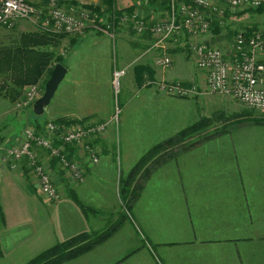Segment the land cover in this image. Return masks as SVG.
Segmentation results:
<instances>
[{
  "label": "crops",
  "instance_id": "0c3cea01",
  "mask_svg": "<svg viewBox=\"0 0 264 264\" xmlns=\"http://www.w3.org/2000/svg\"><path fill=\"white\" fill-rule=\"evenodd\" d=\"M119 5L130 7V1L120 0ZM144 5L139 9L146 16L150 15V21L161 17L163 11L160 8ZM230 18L233 23L239 22L236 16ZM235 29L236 26L233 31ZM90 32L97 33L93 30ZM227 33V28L220 33L211 30L210 34L200 38V42L215 44L228 51L232 40L224 41ZM106 37L110 39L109 35ZM182 40L179 37L178 41L169 42L167 52L172 57V65L167 69L157 64V59L162 56L159 50L150 53L141 64H134L133 67L132 63L129 68L132 48L100 42L99 45L106 51L104 54L83 57L90 62L94 58L99 59L104 66L88 64L86 70H81L86 72L85 76L72 67L74 74L78 72L77 77L72 79L71 85L74 82V87H71L68 96V103L72 107L50 119H58V122L76 120L82 124L104 121L99 117L105 109L103 102L97 103L96 91L89 87L95 84L92 78L96 74L99 79L103 74L102 79L112 80L116 67L112 65L114 60L120 63L121 69L126 68L125 76L130 78V87L125 90L126 98H133L130 101L136 99L142 103L146 97L161 106H188L191 100L170 97L159 93L154 86H144L146 76L153 80L205 83V72L197 68L193 52L179 44ZM139 41L131 45L139 47L148 42L145 37H140ZM113 48H116V53ZM191 60L195 68L190 64ZM81 80L89 81V86L81 83ZM61 95L56 98L57 105L66 101L67 95ZM108 108L111 110V101ZM156 112L160 118L157 129L166 125V129L172 132L176 129L178 115H182L183 120L190 116L175 109ZM170 113L175 116L171 118ZM154 139L150 134L139 141H142L141 155L125 147L124 174L148 150L143 145H152ZM149 140L152 141L148 143ZM113 161L112 155H109V160L101 156L98 164L86 168L85 181L82 183L70 182L58 173L56 181L61 200L54 204L45 198L40 200L32 186L25 185L18 178H24L22 170L16 171L17 174L2 162L0 201L5 226L0 233L3 251L0 264H23L41 251L79 232L103 229L108 223L106 216L92 215L85 218L69 195L76 193L86 204L113 212L111 197L119 188ZM110 162L113 168L109 166ZM13 180L21 184L23 197L9 189ZM3 182H6L5 186ZM118 199L120 206L122 203ZM63 264H264V136H212L195 148L168 159L151 171L141 196L121 229L104 244Z\"/></svg>",
  "mask_w": 264,
  "mask_h": 264
},
{
  "label": "built area",
  "instance_id": "2783aa9c",
  "mask_svg": "<svg viewBox=\"0 0 264 264\" xmlns=\"http://www.w3.org/2000/svg\"><path fill=\"white\" fill-rule=\"evenodd\" d=\"M95 1L92 3L100 0ZM119 1L118 8L134 7L133 12L121 15V26L132 29L141 37L151 35L153 42L149 43L147 51L155 49L162 52L157 59L158 66L167 69L172 65V57L167 52L168 44L182 37L184 41L179 44L193 52L197 68L206 74L202 85L182 80H153L146 76L145 87L154 86L161 94L183 99L210 94L226 95L248 108L264 112V33L259 30L239 32L228 51L215 44L200 42L201 37L210 34L215 19L223 23L221 19L227 11L235 16L241 9L264 5V0H192L190 4L169 0V9L163 11L156 21H150L139 10L140 6L152 0H132L130 7L119 5ZM98 19V15L83 4L70 7L55 4L45 10L28 0H0V26L8 29L14 28L19 20H29L45 32L85 36L87 30H93L114 38V23L106 19L98 23ZM125 74L126 68L115 67L113 70L112 86L116 100L121 94V79ZM40 84L26 85L16 106L33 107L44 93ZM120 111L118 98L115 114L108 120L72 125L50 120L44 123L42 129L28 125L14 145L2 149V162L11 170L19 166L28 167L36 178L39 193L46 200L58 202L61 193L54 179L52 164L55 162L57 172L70 182H84L86 168L79 160L70 157V148L84 146L87 162L98 164L99 153L87 141L105 135L110 126L118 127Z\"/></svg>",
  "mask_w": 264,
  "mask_h": 264
},
{
  "label": "rangeland",
  "instance_id": "374dc122",
  "mask_svg": "<svg viewBox=\"0 0 264 264\" xmlns=\"http://www.w3.org/2000/svg\"><path fill=\"white\" fill-rule=\"evenodd\" d=\"M28 1L35 4L36 6H41L45 10H48L50 7L58 3V0H56V2L55 0H52V1L50 0L46 3H43L42 0H28ZM74 1H75V5H78V4L88 5L92 2H95V0H74ZM130 2H132V0ZM137 5L139 6L140 4H137ZM64 7L66 6L64 5ZM242 10H245V9H241L239 11H242ZM246 17H247L246 20L249 21V24H253V25L255 24V27L261 26L259 29H256V28L255 29L264 33V15L259 16L254 13V14L247 15ZM240 20H243L242 22L245 23V20L243 18H241ZM12 29H14V31H10ZM12 29H8V28H4L0 26V37L2 36L0 38V49L2 51H5V50L9 51L10 48H15V46L18 43L19 34L21 32L42 31L38 25L33 24L29 20L17 21L14 25V28ZM2 33L4 35H2ZM49 33L55 34V35L59 34V33H53V32H49ZM62 34H63V38L60 40L59 45H55V46L52 45V46H49V47L47 46V47L53 53L54 56L63 58L64 65L66 67H69V73L66 75L65 79L60 84L51 102L53 105L49 104V106L46 107V111L43 115L41 116L35 115L33 112V107H25V108L17 107L16 101L14 102L11 101L10 98L6 95V89L0 88V164L2 163V155H3L2 149L6 147L8 144L14 145L17 142L18 138L22 135V132L26 126L34 125V123L36 122L45 123L47 121L52 120L50 119L51 116L55 117L57 113L62 112L67 109H71L72 106L68 103L70 100L68 96L70 95L71 87H74V82H73V85H71L72 79L74 80L77 77V73H78L77 72L74 74L72 71V67H74L73 69L76 71L79 70V72L81 73V76L82 75L85 76L86 72H82L81 70H86L85 67L88 66V64L104 66V63L99 61V59L94 58L90 62V60L88 61L87 58L85 59L83 57V56H88V55L92 57L96 54L106 52L103 46L99 45L100 42L104 44H110V42L111 44L117 43L118 46L122 45L128 49L132 48L133 53L128 52L130 55L129 68L132 67V63H133V67L137 64H141L142 62H144L146 58H148L150 53L156 51L155 49H150L149 51H147V48H145L144 46L148 45L149 42H145L143 46H139V47H135L134 45L132 46L131 44H133L134 42L135 43L140 42L139 39L141 36L133 33L131 29L127 27H123L122 31L116 30L115 37L114 38L110 37V39L107 38L106 35L102 33L97 34L94 32H90V30H87L85 36H77V35L72 36V35H68L64 33ZM113 51L116 53V48L115 49L113 48ZM121 53L122 51L119 49V54ZM113 64L114 66L116 65V68L117 67L121 68L120 63L118 61L114 60L112 65ZM190 64L194 67L193 60L190 61ZM89 76L90 78H92L91 75ZM8 77L9 75H7V78ZM100 77L101 78L99 79V76L96 74L95 78H92V80H95V84L94 85L92 84L89 87L90 90L94 89L96 91V95H97L96 100L98 101L97 103L100 104L103 102L102 105H104L103 108L105 109L103 110V112H101L100 114L101 116L99 117H101L104 120H108L112 115H114L115 114V103L116 101H118V98H119V105L121 108V111L119 114V125L118 127L110 126L108 129V133H106L105 135L93 137L89 139L87 142L89 144H92V146L95 147V151L99 153L100 158L101 156L102 157L105 156V158L109 160V155H112L114 159L113 161L114 171H115V176L117 177V180L120 177L121 171L124 170V164H126L125 160L123 159V150L124 152H126L125 147L131 150L132 152L134 153L137 152L139 155H141L142 141L141 143H139V141L143 137L145 136L147 137L150 134L152 135L153 139L155 137L152 145H145V144L143 145L144 149H149L150 147L158 144L159 142L166 140L167 138H169V136L177 133L181 129L189 125H192L193 123L198 121L202 116L213 119V124L210 125L209 128L207 127L205 131L200 132V134H195L191 136L189 139L190 141L192 140L191 142H194L197 139H199L200 142H203L206 138L211 137L209 135H212V136H223V135L264 136V124H258L256 122H253L250 119L249 120L242 119V121L240 122L238 121V119L242 118V116L249 117L247 115H243L246 113V111H253V110H251V108H248L242 105L238 101L226 95L210 94V95H207L206 97L203 96L201 98L200 97L199 98H188V100L192 101L188 105L190 107L186 105V106H180V107L174 106L172 108L170 105L161 106L159 104H155L151 100H148L146 97L143 98L144 101L142 103H140V101L138 102L135 101L136 99L133 101H130L133 98H126V92H125L126 88L130 87V85L128 84V81H130V78L127 77V75L121 79L122 91L116 100L115 91L112 86V80L108 81L107 78L102 79L103 74H101ZM5 81L6 79L0 76L1 86L5 85ZM76 82L77 80L75 81V83ZM87 82L89 81L81 80V83L85 85L88 84L87 86H89L90 83H87ZM64 93L65 95H67V97H65L66 101L63 104L57 105L56 98H58L61 94H64ZM62 96L63 95H61L60 97ZM109 100L111 101V110L108 108V105L110 104ZM125 103H127V105H125ZM189 108H191V111ZM170 109H173V110L175 109L185 115H190V116L189 118H186L185 120H183L184 117L182 115H178L176 119L177 120V123L175 126L176 129L174 130V132H172L171 129L170 130L166 129V125H164L163 128L158 130L157 128H159L160 126V123H158V120L160 118L158 117L159 115L156 111L158 112L159 110L169 111ZM217 115L220 116L218 119L216 118ZM237 115H240V116H237ZM161 116L163 115L161 114ZM174 116H175L174 114H171V118H173ZM57 120L55 119V121ZM167 131H170V132L165 133ZM151 141L152 140H149L148 143H150ZM83 147L84 146L80 145L74 148L76 149V154H77L78 159H81L80 162L82 161L81 163L84 165L85 168H90L92 164H89L87 162V151L84 150ZM102 147L104 148V150H101ZM73 153H75V151ZM129 161H130V158H129ZM113 163L111 162L108 163L111 168H113ZM21 170L24 175V178L19 177V176L18 178L21 179V181L25 185H28L29 187L32 186V188L36 192L35 194L40 198V200H44L43 199L44 197L39 193L36 178L34 177V175L32 174L31 170L28 167L19 166L17 169L13 171L18 172ZM53 171H54V179L56 180V178H59L57 168H54ZM5 184L6 182L2 183V185L4 186ZM20 188H21V184L15 180H13L11 182V185L9 186L10 190L18 192V194L23 197L24 194ZM114 196H116V199L114 198ZM114 196L111 197L112 198L111 203H113V206L115 207V209L114 208L113 209L115 213H117L119 212L120 206H121V205L119 206V199H118L120 197L117 192L115 193ZM50 202H52L53 204L58 203L54 201H50ZM0 204H1V201H0ZM96 206H100V205L97 204ZM1 207H2V204H1ZM2 210H3V207H2ZM0 226H1L0 229H2V227L5 226V221H3L0 224ZM0 233H1V230H0ZM0 246H1V239H0ZM1 251H2V246H1ZM27 262L23 264H26Z\"/></svg>",
  "mask_w": 264,
  "mask_h": 264
},
{
  "label": "trees",
  "instance_id": "16d2710c",
  "mask_svg": "<svg viewBox=\"0 0 264 264\" xmlns=\"http://www.w3.org/2000/svg\"><path fill=\"white\" fill-rule=\"evenodd\" d=\"M42 1L43 3H46L50 0ZM117 1L118 0H100L98 3H91L87 5V7L92 9L98 15V23H100L101 19H106L109 22L114 23L116 30H120L124 27L120 24L121 15L124 12H133L134 7L118 8ZM168 1L169 0H152L149 3V7H156L160 8L162 11H166L169 9ZM178 1L186 2L188 4L192 2V0ZM57 4L59 6L65 5L66 7H70L75 5V1L58 0ZM144 7H146V5H144ZM147 13L149 14V12ZM254 13L259 16L264 15V5L258 8H246L245 10L237 12L235 16L239 18L240 22L234 23L230 18L232 13L227 11L223 19H221L223 23H220V20L215 19L211 25V30H215L217 33H220L223 29L227 28L228 33L225 35L224 41L230 42L232 40L230 44H233L234 37L237 33L245 31L251 32L252 30L260 28V26L255 27V24H252L253 27H251L249 21L246 20L247 15ZM146 17L149 18L150 15H147ZM241 18L245 20V23L242 22L243 20H240ZM235 26L236 29L233 31ZM243 28H248V30H243ZM131 31L135 33L132 29ZM97 34H100V32ZM145 37L149 43L153 42L150 34L145 35ZM62 38L63 34L55 35L45 31L21 32L15 48H10L9 51H2L0 49V76L6 79L5 85L1 86L0 84V88L6 89V95L11 101H17L22 96L23 89L26 85L41 82L43 89L45 88V84L51 77L57 62L63 63V59L54 56L48 47L52 45H59ZM148 46L149 44L144 47L147 48ZM55 61L57 62L55 63ZM7 75H9L8 78ZM251 110L253 111H246V113L243 114L249 117L242 116V118H239L238 121L240 122L242 119H250L258 124H264V112H259L254 109ZM219 117L220 116L218 115L216 116L217 119ZM66 123L72 125L78 124L79 122L76 120H68ZM212 124L213 119L202 116L192 125L181 129L177 133L169 136L166 140L149 148L127 174H124L123 171H121L118 180L119 188L117 193L122 203V210L117 213H115L113 209V212H109L103 209L95 208L83 202L76 193H70V198L75 204H77L85 218L92 215H105L106 220L108 221L107 225L103 229L82 231L69 237L68 239L57 242L48 249L32 257L26 264H63L85 255L112 238L121 229L126 219L129 217L134 204L141 196L143 187L146 184L151 171L165 163L168 159L176 157L183 152L198 146L200 143L199 139L191 142L192 140H189L190 137L195 134H200V132L205 131L207 127L209 128ZM34 125L37 126V128L42 129L44 123L36 122ZM209 136L212 137V135ZM74 151L75 157H73ZM69 152L71 158H75L79 161L81 160L78 159L76 149L74 147L73 149L71 147ZM52 166L53 168H56V163L54 162ZM3 221H5V218L0 204V224ZM1 255L2 251L0 246V256Z\"/></svg>",
  "mask_w": 264,
  "mask_h": 264
},
{
  "label": "water",
  "instance_id": "95a60500",
  "mask_svg": "<svg viewBox=\"0 0 264 264\" xmlns=\"http://www.w3.org/2000/svg\"><path fill=\"white\" fill-rule=\"evenodd\" d=\"M68 73V68L63 63H57L53 69L51 77L45 84L43 95L33 104V112L37 116L45 113L46 107L53 100L60 84L65 79ZM1 179V172H0Z\"/></svg>",
  "mask_w": 264,
  "mask_h": 264
}]
</instances>
